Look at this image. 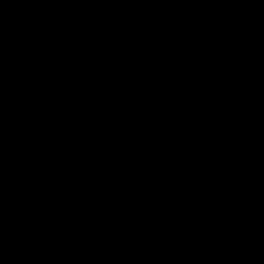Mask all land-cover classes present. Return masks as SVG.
<instances>
[{
  "label": "crops",
  "instance_id": "0c3cea01",
  "mask_svg": "<svg viewBox=\"0 0 264 264\" xmlns=\"http://www.w3.org/2000/svg\"><path fill=\"white\" fill-rule=\"evenodd\" d=\"M153 1L129 0L112 25L96 0H0V126L12 129L35 98L56 92L64 130L108 160L122 158L146 196L195 194L223 175L215 197L141 209V231L171 264L264 200V0L168 1L174 34L168 46L202 51L203 60L197 74L163 57L166 89L174 93L175 82L192 80L170 108L153 95L134 96L142 32L130 28L143 23ZM94 24L109 38L98 39ZM137 110L162 115L139 116L120 152L123 120ZM71 111L83 114L84 128L67 118ZM14 159L21 166L8 162ZM117 196L116 177L91 155L0 133V264H150L137 238L114 240ZM182 264H264V216L245 223L215 255Z\"/></svg>",
  "mask_w": 264,
  "mask_h": 264
},
{
  "label": "trees",
  "instance_id": "16d2710c",
  "mask_svg": "<svg viewBox=\"0 0 264 264\" xmlns=\"http://www.w3.org/2000/svg\"><path fill=\"white\" fill-rule=\"evenodd\" d=\"M169 0H154L152 5L145 12V20L139 26H132V31L141 29V37L136 44L138 70L135 73L137 83L134 96L142 99L147 95H153L161 101L165 108H170L175 98H167L166 87L163 83L168 82V78L163 66V57L170 55L179 62L191 65L197 74L203 71L202 51L193 48L184 49L178 46H168L173 38V25L166 7ZM129 0H97V6L102 13L104 20L112 25H116L122 20L126 6ZM181 54L187 55V57ZM192 56L189 58L188 56ZM146 75L144 76V73ZM192 80H180L174 83L173 95L179 94L181 97L187 92V88ZM134 88L133 85H131ZM91 100L87 103L88 106ZM58 95L56 92H48L35 98L27 111L19 114L15 120L14 126L6 130L0 126V133H9L17 136H31L37 131H45L48 126L53 125L60 134L59 139L54 140V144L69 150H76L87 153L100 162L102 167L114 174L118 182V216L111 221L110 230L114 240L118 244H124L128 238H137L143 247L151 256L150 264H164L160 254L153 250L143 232L140 229L138 216L141 209L148 205H157L162 203L193 200L199 197H215L220 193L226 184L225 177L220 175L209 187L200 190L198 193L174 196H146L139 187L134 171L120 158L118 161H111L104 157L102 149H93L85 145L78 137L69 135L65 130L66 121L60 117L58 109ZM162 113L147 112L137 110L135 117L131 120L126 117L123 120L124 133L120 137V152L123 151L125 132L130 124L137 121L139 116H144L147 120L160 119ZM86 122L81 123L84 128ZM10 147V146H9ZM264 216V200L250 203L247 209L233 221L227 229L211 240L194 247L183 253L176 261L171 264H182L196 256L209 252L216 254L219 246L228 244L238 233V231L248 221Z\"/></svg>",
  "mask_w": 264,
  "mask_h": 264
},
{
  "label": "built area",
  "instance_id": "2783aa9c",
  "mask_svg": "<svg viewBox=\"0 0 264 264\" xmlns=\"http://www.w3.org/2000/svg\"><path fill=\"white\" fill-rule=\"evenodd\" d=\"M96 1H97V0H96ZM93 29H94V31H95V35H96V37H97L98 39H100V40H106V39L109 38V34H108L105 30L101 29L98 25H95V24H94V25H93ZM111 55H112L113 57H116V56L118 55L117 50H116V49H113V50L111 51ZM109 68H110V65L108 64V65L106 66V69H109ZM111 113H112L113 115H116V116H121V117H125V116H126V110L123 109V108H113L112 111H111ZM67 118H68L69 120H76V121H78V122H83V121H84V116H83V114L80 113V112H76V111H71V112H69ZM103 126H104V128H106V129L109 128V127H110V123H109V121L105 120ZM46 130H48V131H53V132L57 133V128H56V126H53V125L48 126V128H47ZM8 162L11 163V164H14V165H16V166H21V162H20L19 159L8 160Z\"/></svg>",
  "mask_w": 264,
  "mask_h": 264
},
{
  "label": "water",
  "instance_id": "95a60500",
  "mask_svg": "<svg viewBox=\"0 0 264 264\" xmlns=\"http://www.w3.org/2000/svg\"><path fill=\"white\" fill-rule=\"evenodd\" d=\"M163 86H168L167 82L163 83ZM32 137H34L37 141L40 142H46V143H53L54 142V137H55V132L53 131H37L31 134Z\"/></svg>",
  "mask_w": 264,
  "mask_h": 264
},
{
  "label": "rangeland",
  "instance_id": "374dc122",
  "mask_svg": "<svg viewBox=\"0 0 264 264\" xmlns=\"http://www.w3.org/2000/svg\"><path fill=\"white\" fill-rule=\"evenodd\" d=\"M173 96H174L173 93L170 92L168 89H166L165 97L172 98ZM55 137H56V139H59L60 136L58 134H56ZM111 157H113L112 160H117L119 158V153L117 152V154H116V152H115V155L111 156Z\"/></svg>",
  "mask_w": 264,
  "mask_h": 264
}]
</instances>
